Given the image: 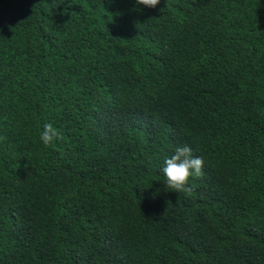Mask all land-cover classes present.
I'll return each mask as SVG.
<instances>
[{"label": "trees", "instance_id": "16d2710c", "mask_svg": "<svg viewBox=\"0 0 264 264\" xmlns=\"http://www.w3.org/2000/svg\"><path fill=\"white\" fill-rule=\"evenodd\" d=\"M0 264H264V0H0Z\"/></svg>", "mask_w": 264, "mask_h": 264}, {"label": "clouds", "instance_id": "9594fccd", "mask_svg": "<svg viewBox=\"0 0 264 264\" xmlns=\"http://www.w3.org/2000/svg\"><path fill=\"white\" fill-rule=\"evenodd\" d=\"M161 0H133L136 10L145 8L154 9ZM57 137V131L52 124H45L39 139L45 145L52 143ZM204 160L199 155H194L191 147L185 145L176 147L174 154L164 159L160 172L163 183L168 189L176 192L186 191L190 177L199 176L202 172Z\"/></svg>", "mask_w": 264, "mask_h": 264}]
</instances>
